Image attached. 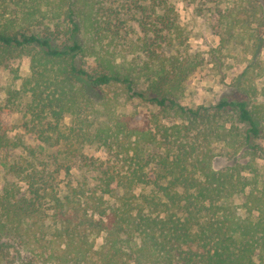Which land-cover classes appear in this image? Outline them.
Listing matches in <instances>:
<instances>
[{"label": "trees", "instance_id": "obj_1", "mask_svg": "<svg viewBox=\"0 0 264 264\" xmlns=\"http://www.w3.org/2000/svg\"><path fill=\"white\" fill-rule=\"evenodd\" d=\"M218 19L211 63L228 46L257 57L264 0H231ZM186 44L173 0H0V264H264V178L212 167L214 141L253 149L264 101L243 76L237 97L182 106L203 61ZM133 100L157 113H125Z\"/></svg>", "mask_w": 264, "mask_h": 264}, {"label": "rangeland", "instance_id": "obj_2", "mask_svg": "<svg viewBox=\"0 0 264 264\" xmlns=\"http://www.w3.org/2000/svg\"><path fill=\"white\" fill-rule=\"evenodd\" d=\"M262 1V0H260ZM176 10L179 12V23L186 31L187 44L185 46L186 54L199 55L202 57V65L198 67L186 80L184 84L183 93L179 98V103L187 108L205 107L212 108L217 101L223 97L231 98L237 97L236 90L237 80H243L244 77H250V83L256 88L258 101H264L260 96L261 87L264 83V70L259 71L254 65L256 58L262 61L261 66H264V47L260 49L257 57L252 56L250 53L243 51L241 45L235 48L224 49L221 48L220 62L214 65L209 61L210 51L218 47V37L221 32V23L218 19V13L231 5V0H173ZM245 6L247 4L245 3ZM257 18L262 17L259 11L256 13ZM243 18L248 16L241 14ZM255 19V18H253ZM251 32L264 39V24L259 25L257 21L251 22ZM19 74L21 77L29 75L28 65L23 62L19 65ZM244 76V77H243ZM10 75L7 70L0 68V87H4L10 82ZM19 80L16 82V86ZM22 102H27L24 98ZM122 110L129 114L132 112L141 113L144 116L157 113V109L149 104L141 103L137 100L128 101L122 107ZM27 117L23 112L16 111L9 114L8 122L12 127L10 135L14 136L20 133L21 125ZM218 123L224 122L225 127H230L234 124V119L227 115H222L217 119ZM166 124L178 123L179 119L174 117L163 118ZM245 127L239 126L243 131ZM232 139L234 137H231ZM27 145L37 146V143L24 139ZM230 142L224 139L214 141L213 147V163L212 167L216 170L222 169L226 166L238 162L246 169L244 175L250 177L249 169L246 164L254 167L258 173L259 179L264 178V134L257 138H252V150L238 148L235 151L229 145ZM42 146V145H41ZM41 152L49 153V150L40 147ZM19 152V151H18ZM88 155L101 157L102 153L96 146H90L84 151ZM3 170L0 167V184L2 183ZM61 174L59 177H62ZM235 203H241L240 198H235ZM102 242L101 237L96 238L95 248Z\"/></svg>", "mask_w": 264, "mask_h": 264}]
</instances>
